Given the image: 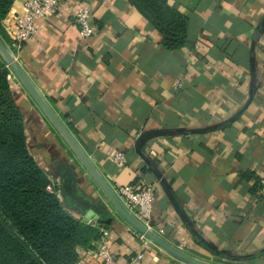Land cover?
<instances>
[{
    "label": "crops",
    "instance_id": "0c3cea01",
    "mask_svg": "<svg viewBox=\"0 0 264 264\" xmlns=\"http://www.w3.org/2000/svg\"><path fill=\"white\" fill-rule=\"evenodd\" d=\"M76 4L62 0L14 46L16 0L4 44L114 190L153 188V231L208 261L264 264V0H169L189 20L178 51L130 0L91 2L95 33L83 38ZM10 85L48 191L93 230L92 243L107 232L121 262L184 264L141 239L12 73Z\"/></svg>",
    "mask_w": 264,
    "mask_h": 264
},
{
    "label": "trees",
    "instance_id": "16d2710c",
    "mask_svg": "<svg viewBox=\"0 0 264 264\" xmlns=\"http://www.w3.org/2000/svg\"><path fill=\"white\" fill-rule=\"evenodd\" d=\"M15 1L0 0L2 41L1 23ZM130 1L161 35L165 49L186 46L189 20L174 11L169 0ZM10 75L0 56V264H74L79 247H92L87 238L93 230L72 217L56 193L48 191L45 173L27 146Z\"/></svg>",
    "mask_w": 264,
    "mask_h": 264
},
{
    "label": "built area",
    "instance_id": "2783aa9c",
    "mask_svg": "<svg viewBox=\"0 0 264 264\" xmlns=\"http://www.w3.org/2000/svg\"><path fill=\"white\" fill-rule=\"evenodd\" d=\"M62 0H23L24 13L18 14L14 19V27L7 28L14 46H21L29 42L38 35V27L41 21L48 17L56 15L61 6ZM77 4L73 14V21L79 28L80 35L83 38H89L94 35V29L91 25L93 13L90 3L97 0H74ZM116 160L120 166H124L125 158L123 154L118 153ZM261 194L264 195V181L260 183ZM117 196L126 206V208L143 224L149 227L151 221L155 193L152 187L136 189L132 186H121L115 189ZM150 228V227H149ZM141 239L145 240L144 236ZM78 260L74 264H135L142 255L131 257L121 262L112 252L109 234L103 232L99 241L93 242L92 247L77 250Z\"/></svg>",
    "mask_w": 264,
    "mask_h": 264
},
{
    "label": "water",
    "instance_id": "95a60500",
    "mask_svg": "<svg viewBox=\"0 0 264 264\" xmlns=\"http://www.w3.org/2000/svg\"><path fill=\"white\" fill-rule=\"evenodd\" d=\"M0 56L11 71V73L15 76V78L20 82L22 87L28 93L32 101L39 108V110L43 113L46 119L51 123L53 128L59 134V136L63 139L65 144L68 146L70 151L91 177V179L95 182V184L99 187L105 197L108 199L110 205L115 210V212L126 221L136 232L144 236L151 243L160 248L163 252L167 253L174 259L184 263V264H220L212 261L205 260L203 258L194 256L174 245L169 243L151 228L140 222L123 204L120 198L117 196L115 190L111 187L108 181L103 177L97 167L93 164L91 159L85 153L83 148L71 134L66 125L61 121L55 111L51 108L49 103L45 100V98L41 95L29 77L26 75L24 70L21 68L19 63L15 60L14 55L11 51L6 47L4 42L0 38ZM103 225L109 223V221L100 222Z\"/></svg>",
    "mask_w": 264,
    "mask_h": 264
},
{
    "label": "rangeland",
    "instance_id": "374dc122",
    "mask_svg": "<svg viewBox=\"0 0 264 264\" xmlns=\"http://www.w3.org/2000/svg\"><path fill=\"white\" fill-rule=\"evenodd\" d=\"M93 235H94V233H92V234H90V235H88L89 237L87 238L89 241L88 242H90L91 240L90 239H92V237H93ZM141 235V234H140ZM142 236V235H141Z\"/></svg>",
    "mask_w": 264,
    "mask_h": 264
}]
</instances>
